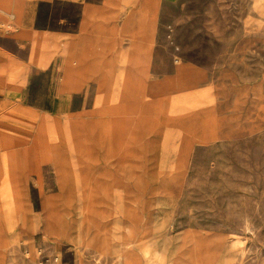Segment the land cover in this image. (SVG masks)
Masks as SVG:
<instances>
[{
  "label": "rangeland",
  "instance_id": "rangeland-1",
  "mask_svg": "<svg viewBox=\"0 0 264 264\" xmlns=\"http://www.w3.org/2000/svg\"><path fill=\"white\" fill-rule=\"evenodd\" d=\"M54 12L77 20L75 8ZM159 40L154 74L189 63L210 72L215 94L147 105L136 95L137 107L97 111L92 85L59 92L61 69L34 71L18 99L0 94V158L11 151L4 123H23L25 139L13 148L23 195L0 215V264H215L216 253L264 264V0H172ZM45 117L72 124L77 152H42Z\"/></svg>",
  "mask_w": 264,
  "mask_h": 264
},
{
  "label": "crops",
  "instance_id": "crops-1",
  "mask_svg": "<svg viewBox=\"0 0 264 264\" xmlns=\"http://www.w3.org/2000/svg\"><path fill=\"white\" fill-rule=\"evenodd\" d=\"M170 1L0 0V94L18 99L26 92L28 79L34 71L61 69L63 81L57 86L59 92L84 93L92 85L99 94L97 111L116 110L115 102L119 101L127 105L126 109L137 107L132 103L136 95H139L137 100L145 105L154 101H199L211 93L214 95L210 72L192 64L176 62L171 76L154 74L157 51L161 46L159 32L164 7ZM58 6L77 9V20L74 21L67 12L58 16L53 14ZM43 8L49 10L44 21ZM10 28L13 32L8 31ZM9 43H13L14 49L9 48ZM186 85L189 87L185 89ZM57 88L47 92H56ZM114 94H118L119 99ZM8 98H0V109L8 106ZM14 109L24 110L21 105ZM15 118L24 121L21 117ZM0 121L3 123L4 119ZM42 122L53 133V146L71 145L77 152L69 142L74 135L72 124L62 126L48 117ZM127 124L125 117L123 130L126 135H131L133 133L127 132ZM135 125L139 126L140 122L136 121ZM4 126L11 127L12 131L3 136L2 146L11 151L0 159H15L21 168L22 158L13 148L25 147V139L20 133L23 123L8 120ZM28 152V148H24L23 159ZM63 153L68 154L67 150ZM65 162L66 168L74 165V162ZM225 258L216 253L215 264H224Z\"/></svg>",
  "mask_w": 264,
  "mask_h": 264
},
{
  "label": "bare ground",
  "instance_id": "bare-ground-1",
  "mask_svg": "<svg viewBox=\"0 0 264 264\" xmlns=\"http://www.w3.org/2000/svg\"><path fill=\"white\" fill-rule=\"evenodd\" d=\"M39 145L41 146L42 152L50 153V151L54 149H62L67 150L68 154L75 153L71 145H67L66 147L61 145H52L53 142V133L47 128L43 122L40 123L39 128ZM51 148L48 150V147ZM29 150V148H28ZM44 154V155H45ZM31 154L28 152V155L25 156V163H29V158ZM67 161V160H66ZM6 162L10 163L9 165ZM70 161L68 160V163ZM73 163V161H71ZM70 163V164H71ZM22 168L17 165L16 160H7L6 158L0 159V215L5 208L14 209L16 206V202L19 201L20 197H22V189L19 181L22 177Z\"/></svg>",
  "mask_w": 264,
  "mask_h": 264
}]
</instances>
